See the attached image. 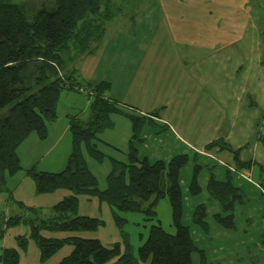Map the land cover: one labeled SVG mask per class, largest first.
<instances>
[{"label": "trees", "instance_id": "1", "mask_svg": "<svg viewBox=\"0 0 264 264\" xmlns=\"http://www.w3.org/2000/svg\"><path fill=\"white\" fill-rule=\"evenodd\" d=\"M113 6L114 0H0V193L8 192L9 198L13 197L9 179L22 170L34 181L39 194L58 189L70 191V195L53 206L50 217H43L41 209L17 202L27 214L3 217L0 233L22 221L27 223L30 234L19 237V244L25 248L28 240L33 239L42 262L69 245L71 253L58 264H195L193 255L196 252L201 256L200 264H207L205 253L195 245L190 228L181 222L180 173L191 160L190 156L176 155L169 162H152L146 155L142 156L135 143L141 139L143 125L147 121L154 122L152 117L158 114L142 115L136 107L109 97V82L101 81L86 87L91 99L87 121L79 115L68 116L72 150L62 171L25 169L22 165L19 148L31 135L40 140L48 138L49 127L58 118L60 93L65 89H82L76 82L75 71H67L68 64L98 50L108 23L116 15ZM114 113L125 115L133 125L125 161L108 155L101 148L108 145L118 150L100 137L113 125L111 115ZM205 152L213 155L231 153L238 171L252 167L251 162L240 161L239 150L233 151L221 140L206 145ZM86 154L99 163L110 160L112 167L105 189L99 188ZM199 158L198 155L194 159ZM257 167L258 185L264 194V164ZM199 169L196 167V171ZM228 172L233 171L228 168ZM209 182V194L220 204L222 212L227 213L215 214L216 222L234 229V205L237 200L245 201V194L231 181H217L212 177ZM196 184L195 178L191 189L199 192L201 189ZM84 194L96 196L111 206L114 219L122 230V242L108 247L97 238L43 235V231L91 232L103 226L102 219L78 214L79 197ZM166 195L172 205L175 233L167 232L160 223L154 224L135 251L122 229L125 219L120 213L155 215L154 205ZM205 217V205L200 204L194 212V223L207 231L209 225ZM0 263L19 264V251L4 249Z\"/></svg>", "mask_w": 264, "mask_h": 264}, {"label": "rangeland", "instance_id": "2", "mask_svg": "<svg viewBox=\"0 0 264 264\" xmlns=\"http://www.w3.org/2000/svg\"><path fill=\"white\" fill-rule=\"evenodd\" d=\"M154 3V0H114L113 7H115L116 15L107 25L105 37L100 44L101 48L99 47L100 49L98 48L91 56L78 57L70 65L68 64L67 71H75L76 82L82 85V89H65L60 93L58 118L54 127L50 125L46 143L55 144V146L45 155L37 170L60 172L63 169L72 150L71 133L63 132L68 122L67 115H79L85 121L89 119L91 99L86 90L88 84L109 82L111 87L107 95L120 102L124 101L126 104L148 112L156 111L158 115L167 119L175 115L170 107L172 99L169 77L175 70L176 64H173L175 60L172 50L173 42L166 33L165 26L161 28L160 25L161 42L155 41V37L152 36L150 40H147L146 48L143 46L144 39L139 38L141 33L137 35L138 31L134 32L136 34L132 32L135 25L141 27L138 23L143 17L145 18L148 14L155 16V10H147L148 14H146L145 9L147 4L154 6ZM115 50L121 55H115ZM127 50L130 52L126 53ZM125 53L126 56H123ZM134 71L136 76L132 78ZM146 73H149L148 77ZM187 115L188 113L184 117L187 118ZM170 121L166 123L170 125ZM111 122L113 125L106 128L100 137L104 142L121 151L113 147L111 149L108 145H102L101 148L108 155L125 161L132 137V121L123 114L114 113L111 115ZM173 123L175 125V122ZM174 125L171 127V132L170 129L164 130V125L147 121L141 128V139L135 143L140 154L146 155L152 162L157 160L169 162L176 155H189L191 160L180 173L183 203L181 222L190 228L195 245L205 253L207 264H252L254 255L264 248V194L258 185L256 172L245 179L235 172L229 173L225 163L233 161L231 153L222 152L221 155H216L215 159L204 157L189 147L192 144L191 140L189 141L185 134ZM176 131L181 135L178 137L179 144H175L176 139L172 135L177 136ZM20 155L22 165L30 168V139L21 146ZM198 155L200 158L195 160L194 158ZM86 158L90 170L98 179L99 188L105 189L107 176L112 167L110 160L106 159L103 163H99L87 154ZM196 167L200 169L196 171ZM212 177L217 181H231L245 194V201L237 200L234 205V229L222 227L216 222L215 214L226 215L227 213L222 212L220 204L209 194L208 185ZM195 178L196 185L201 189L199 192L191 189ZM9 187L13 192L11 199L8 192L0 193V223L3 217L27 214L26 209L18 206L19 200L23 201L25 206L40 208L43 217H50L53 215V205L70 194L67 189H58L52 193H37L34 181L26 175L24 170L9 179ZM200 204L205 205V220L209 225L207 231L194 223V212ZM154 211L155 215L144 212L120 213L125 219L122 229L129 236L135 251L145 241L154 224L160 223L167 232L172 234L176 231L168 195L159 198L154 205ZM78 214L104 221L103 226L97 231L88 232V235L101 238L105 246L110 247L116 242H122V230L117 225L113 210L107 202L101 201L96 196L81 195ZM29 234V225L23 221L10 226L3 234L0 233V253L3 248H16L20 253L19 264H54L72 249L67 245L49 260L42 262L39 258L40 250L33 239L28 240L26 250V247H20L18 238ZM43 234L62 238L71 233L43 231ZM193 262L200 264V253L196 252L193 255Z\"/></svg>", "mask_w": 264, "mask_h": 264}, {"label": "crops", "instance_id": "3", "mask_svg": "<svg viewBox=\"0 0 264 264\" xmlns=\"http://www.w3.org/2000/svg\"><path fill=\"white\" fill-rule=\"evenodd\" d=\"M154 1V6L147 4L145 9L146 14L147 10H155V16L148 14L143 17L138 23L141 27L135 25L132 32L138 31L137 35L141 33L139 38L144 39L143 46L146 48L147 40L152 36L155 41L161 42L160 25L161 28L165 26L173 42V64H176L169 77L172 99L170 107L175 115L167 119L160 115H150L157 114L156 111L148 112L136 107L137 110L164 125L167 131L170 129L172 132L171 127L175 122L174 127L191 140L189 147L204 157L217 158L216 155L206 153L205 146L221 140L233 151H240V161L252 163V167L245 171H238L233 162L225 163L226 167L242 179L249 178L255 172L258 175L257 166L264 164V0ZM117 51L114 54L121 55ZM129 52L127 50L126 53ZM146 74L148 77L149 73ZM135 76L134 71L132 78ZM121 103L126 105L124 101ZM69 115L64 134L70 133ZM56 121L51 124L53 127ZM167 121H170V125ZM176 133L177 136L172 135L176 139L175 144H179L178 137L181 135ZM48 138L40 140L36 135H31L24 142L30 139V168H38L45 155L55 146L46 144ZM20 148L18 153L22 161ZM64 164L63 169L66 166ZM17 202L23 203L21 200ZM68 236L94 238L88 232L71 233L64 237ZM27 248L28 245L25 250ZM71 251L54 264H58ZM260 251L254 255L252 264H264V248Z\"/></svg>", "mask_w": 264, "mask_h": 264}]
</instances>
